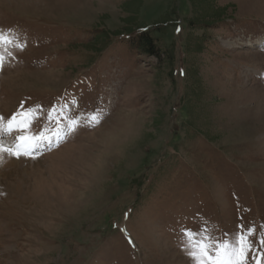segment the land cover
Listing matches in <instances>:
<instances>
[{
    "label": "rangeland",
    "instance_id": "obj_1",
    "mask_svg": "<svg viewBox=\"0 0 264 264\" xmlns=\"http://www.w3.org/2000/svg\"><path fill=\"white\" fill-rule=\"evenodd\" d=\"M199 1L0 0V116L43 109L0 143L78 121L47 151H0L1 259L195 264L182 228L227 240L242 224L257 229L245 264H264V0ZM141 28L158 54L132 49Z\"/></svg>",
    "mask_w": 264,
    "mask_h": 264
},
{
    "label": "snow or ice",
    "instance_id": "obj_2",
    "mask_svg": "<svg viewBox=\"0 0 264 264\" xmlns=\"http://www.w3.org/2000/svg\"><path fill=\"white\" fill-rule=\"evenodd\" d=\"M3 32L0 31V40H3ZM21 48L24 44L17 45ZM11 55V53H9ZM5 61L4 50L0 49V67L3 66ZM57 109L53 106L48 110L47 121H51L54 117L51 113L56 112ZM43 114L42 106L36 108H29L24 110L23 107L17 113H14L10 118H7V124L5 125V118L0 116V135L12 133L14 129L19 128L24 132L31 133L33 124L41 118ZM90 122L96 124L100 122V117L97 113H93L90 117ZM78 126L77 120H69L68 130L72 131ZM59 133H57L58 135ZM50 137L44 135L43 126L38 134L24 135L20 137H14V140L19 142L16 144V151L13 153L11 148H5L0 143V151L8 152L14 155L32 154V151L38 147L39 143L45 140H49ZM21 149H24L21 152ZM264 227V226H262ZM257 229L255 226L237 225V231L233 234L232 239H220L212 234L207 224H203L198 230L191 228H182L181 233L184 238V250L186 254L195 261V264H208L212 261V264H245V259L253 247L251 243L255 237ZM259 246L264 248V233L259 236ZM210 252H214L216 259L213 261ZM264 257V252L261 253ZM259 264V261L257 262Z\"/></svg>",
    "mask_w": 264,
    "mask_h": 264
},
{
    "label": "trees",
    "instance_id": "obj_3",
    "mask_svg": "<svg viewBox=\"0 0 264 264\" xmlns=\"http://www.w3.org/2000/svg\"><path fill=\"white\" fill-rule=\"evenodd\" d=\"M186 1L190 2V0H186ZM199 3L201 4L202 0H200ZM227 9H228L227 6H225L222 8V12L220 14H217V15L216 14H209V15H207L206 10H202V9L198 8V11L199 12L201 11L200 12L201 13V17H200L201 19L200 20L203 21L201 23L210 26L211 24L216 22V20L227 17ZM129 13L133 14L132 11ZM135 18H136V16L133 18H126V20H124V22H126L127 25H132V23L135 22ZM194 23L199 24L200 22H197L194 19L190 22V25H194ZM157 25L158 24H156V27H157ZM127 29H130V28H127ZM104 37H106V36H104ZM134 42L136 44L135 45L136 48L142 50L143 52H146L147 54H150V55L158 54V49L156 48L155 38L150 34V31L141 32L139 37ZM104 43H105V39L102 42L95 41V42H92L90 44L89 48H91V50L98 51L103 47Z\"/></svg>",
    "mask_w": 264,
    "mask_h": 264
},
{
    "label": "bare ground",
    "instance_id": "obj_4",
    "mask_svg": "<svg viewBox=\"0 0 264 264\" xmlns=\"http://www.w3.org/2000/svg\"><path fill=\"white\" fill-rule=\"evenodd\" d=\"M129 114L131 115V113H129ZM106 125H107V123L98 132H96V134L94 136H96L97 134H99L100 132H102V130L105 128ZM73 148H75V147L66 148L64 151H67V150L73 149ZM13 165H15L14 162H13V160H9V161H7L4 164V168H7V167H10V166H13ZM1 173H3V172H1ZM5 177H6V175H5ZM0 264H8V262L6 260L0 258Z\"/></svg>",
    "mask_w": 264,
    "mask_h": 264
}]
</instances>
